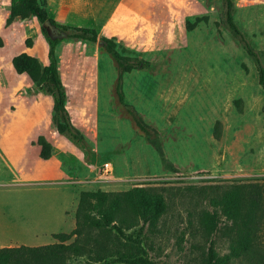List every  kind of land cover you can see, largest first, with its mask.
<instances>
[{
    "label": "rangeland",
    "instance_id": "1",
    "mask_svg": "<svg viewBox=\"0 0 264 264\" xmlns=\"http://www.w3.org/2000/svg\"><path fill=\"white\" fill-rule=\"evenodd\" d=\"M40 1L54 21L93 28L148 66L123 75L124 106L116 65L99 44L62 41L59 76L82 137L71 141L56 130L53 98L11 64L26 53L48 65L41 24L34 17L7 24L10 0H0V239L9 247L57 243L54 234L76 227L81 192L144 187L164 197L166 211L155 227L139 222L125 233L140 235L154 264H264V229L250 254L231 258L232 222L211 206L230 185L264 186V91L226 27L223 0ZM233 5L264 66V0ZM130 111L156 132L163 158ZM39 137L51 146L48 160L39 156ZM205 212L215 215L211 230L202 224ZM95 261L67 262L120 264L109 256Z\"/></svg>",
    "mask_w": 264,
    "mask_h": 264
},
{
    "label": "trees",
    "instance_id": "2",
    "mask_svg": "<svg viewBox=\"0 0 264 264\" xmlns=\"http://www.w3.org/2000/svg\"><path fill=\"white\" fill-rule=\"evenodd\" d=\"M225 24L227 29L239 40L247 55L253 61L258 83L264 91V66L258 54L252 49L234 21L233 0H223ZM34 17L42 26L46 21L58 31L60 38L51 39L42 28L48 41L47 66L26 53L12 58L11 64L18 75L28 77L36 86L53 98V122L59 134L80 143L82 137L72 126L66 109V91L58 71L57 46L64 40H79L99 44L100 49L114 61L118 71L117 96L126 106L120 81L124 74L142 69L148 63L125 55L114 40L99 37L93 28L74 27L54 21L47 14L44 2L40 0H10L7 24L15 19ZM188 28H192L189 24ZM3 42L0 39V48ZM136 127L148 138L156 152L163 158V151L156 132L130 111ZM36 144L40 147L42 160L51 157V146L39 137ZM172 170H174L172 168ZM211 206L219 208L232 222L229 257L237 259L247 256L256 247L261 231L264 229V186L259 184H233L227 187L218 198H211ZM167 208L164 197L151 188L134 187L125 192L109 193L97 190L81 192L75 212V229L70 234L58 233L53 238L57 243L38 247L0 248V264H68L71 257L87 255L99 262L105 257H115L120 264H154L147 257L138 234L133 237L125 231L142 222L150 228L158 223ZM202 224L206 230L216 225L215 215L205 212ZM72 237L74 241L65 244ZM216 264H222L217 261Z\"/></svg>",
    "mask_w": 264,
    "mask_h": 264
},
{
    "label": "water",
    "instance_id": "3",
    "mask_svg": "<svg viewBox=\"0 0 264 264\" xmlns=\"http://www.w3.org/2000/svg\"><path fill=\"white\" fill-rule=\"evenodd\" d=\"M42 28L46 31L47 35L51 39L60 38L58 31L48 21L42 24Z\"/></svg>",
    "mask_w": 264,
    "mask_h": 264
},
{
    "label": "crops",
    "instance_id": "4",
    "mask_svg": "<svg viewBox=\"0 0 264 264\" xmlns=\"http://www.w3.org/2000/svg\"><path fill=\"white\" fill-rule=\"evenodd\" d=\"M10 242L11 241H4V240H2V239H0V248H3L4 246L5 247H9L8 245H10Z\"/></svg>",
    "mask_w": 264,
    "mask_h": 264
}]
</instances>
